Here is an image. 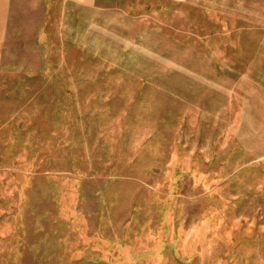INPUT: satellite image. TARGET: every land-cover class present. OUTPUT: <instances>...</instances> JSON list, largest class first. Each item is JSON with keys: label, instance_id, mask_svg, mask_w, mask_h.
Listing matches in <instances>:
<instances>
[{"label": "rangeland", "instance_id": "1", "mask_svg": "<svg viewBox=\"0 0 264 264\" xmlns=\"http://www.w3.org/2000/svg\"><path fill=\"white\" fill-rule=\"evenodd\" d=\"M3 5L0 264H264V0Z\"/></svg>", "mask_w": 264, "mask_h": 264}, {"label": "crops", "instance_id": "2", "mask_svg": "<svg viewBox=\"0 0 264 264\" xmlns=\"http://www.w3.org/2000/svg\"><path fill=\"white\" fill-rule=\"evenodd\" d=\"M3 3H5V0H0V5L4 6ZM93 3H94V0H93ZM5 13V8L2 7L1 10H0V14H1V17H2V20H1V24H0V60H2V54H3V50H4V42H3V32H2V28L4 27V24H3V15Z\"/></svg>", "mask_w": 264, "mask_h": 264}]
</instances>
